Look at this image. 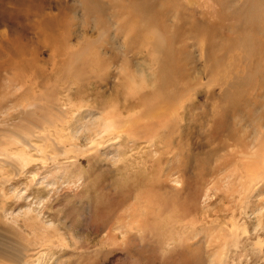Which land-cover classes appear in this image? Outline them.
<instances>
[{"label":"rangeland","instance_id":"rangeland-1","mask_svg":"<svg viewBox=\"0 0 264 264\" xmlns=\"http://www.w3.org/2000/svg\"><path fill=\"white\" fill-rule=\"evenodd\" d=\"M6 1L0 264H264V0Z\"/></svg>","mask_w":264,"mask_h":264},{"label":"bare ground","instance_id":"bare-ground-1","mask_svg":"<svg viewBox=\"0 0 264 264\" xmlns=\"http://www.w3.org/2000/svg\"><path fill=\"white\" fill-rule=\"evenodd\" d=\"M2 1H3V4H4V0H1L0 1V9H2V7L4 6H2L1 7V3H2ZM6 1V0H5ZM8 1V0H7ZM7 1L5 2V3H7ZM12 1V0H11ZM14 1V0H13ZM19 1V0H18ZM22 1H25V0H22ZM31 1V0H30ZM38 1V0H37ZM83 1V9H84V13L86 14V15H88L89 17H91L92 15H97V14H100V15H103L104 14V6L101 4V2H100V0H82ZM20 2H21V0H20ZM26 2V1H25ZM24 2V3H25ZM23 3V4H24ZM29 4H30V2H28ZM27 3V4H28ZM32 3V5L34 4V6H38V3L40 4V2H37V3H34V2H31ZM15 4H16V7H17V4H19V2H15ZM14 4V5H15ZM22 4V3H21ZM21 4H20V7H18L19 8V10H20V8L22 9L23 7H24V5H22L23 7H21ZM26 4V6H29V5H27ZM36 4V5H35ZM31 5V4H30ZM6 6V5H5ZM4 6V7H5ZM19 6V5H18ZM25 6V7H26ZM41 7H42V5H40ZM3 7V8H4ZM24 7V8H25ZM32 7V6H31ZM28 8H30V7H27L26 8V10H23L25 13H28V11H27V9ZM35 9L37 8V7H34ZM34 8H33V10H34ZM5 9V8H4ZM3 9V11H5ZM44 9V8H43ZM28 10H32V9H28ZM2 11V10H1ZM33 12V11H32ZM32 12H30V13H32ZM40 13V15L42 14V15H44V10H42L41 8H37L35 11H34V13ZM1 14V13H0ZM46 18V17H45ZM56 28H57V26H56ZM48 112H51L52 110H55V111H59V113L60 112H63V107L62 108H57V105L56 106H49L48 107ZM62 110V111H61ZM30 117H35L34 115H31ZM30 117H29V120H30ZM109 121V120H108ZM106 124V123H105ZM111 123L110 124H108L107 126H105V127H103V128H105V131H103L104 133H105V135L106 136H109V134L108 133H110L109 132V129L110 130H112L113 131V133H114V130L111 128ZM114 128V127H113ZM113 135V134H112ZM47 136V135H46ZM49 136H51V135H49ZM48 136V137H49ZM103 136H104V134H103ZM103 136H101L102 138H103ZM48 139H50L51 140V137H49ZM63 139V138H62ZM101 141V140H100ZM99 141V142H100ZM13 143H19V141H12ZM12 143V144H13ZM9 144H10V142H9ZM11 144V145H12ZM60 144H61V142H60ZM100 145L99 143H95V141L93 140V145ZM5 145H8V143L7 144H5ZM61 145H63V144H61ZM72 145V148H74L76 151L78 150L79 151V149H78V147L77 148H75V145L74 144H71ZM97 145V146H98ZM2 147H4V144H2V146H1V150H0V160H2L3 159V161H0V170L2 169V168H4V166L5 165H11L12 164V162H17L18 164H19V166L21 167V170H24V169H26L27 168V166L30 164V163H32V160H31V158L30 157H28L24 152H17V153H11L10 152V150L7 148V146H5L4 147V149H2ZM81 150V149H80ZM20 151V150H19ZM70 150H68V152H69ZM68 152L66 151L65 152V154L67 153L68 154ZM42 154L43 155H46V151H43L42 152ZM48 154V153H47ZM5 159V160H4ZM56 160V159H55ZM54 160V161H55ZM42 161H46V160H42ZM45 163V162H44ZM6 181H8L7 179H6ZM4 213H6L5 211H4ZM7 221H8V219H7ZM9 222V221H8ZM7 222V223H8ZM11 223V222H10ZM15 223H16V221H15ZM9 224V223H8ZM245 234V233H244ZM22 253V250L21 249H19V248H17V249H15V248H12L11 246H9V244L7 245L6 244V242L5 241H3L1 238H0V263H3L4 261H8V260H12V261H14L15 263H18L20 260L22 261V259H20L21 258V254Z\"/></svg>","mask_w":264,"mask_h":264}]
</instances>
